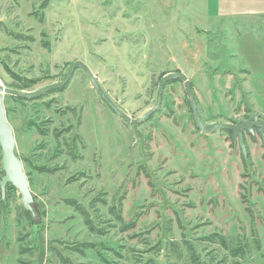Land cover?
<instances>
[{"label":"rangeland","instance_id":"obj_1","mask_svg":"<svg viewBox=\"0 0 264 264\" xmlns=\"http://www.w3.org/2000/svg\"><path fill=\"white\" fill-rule=\"evenodd\" d=\"M183 3L49 0L42 9V0H0V85H21L4 66L35 80L23 91L34 92L82 62L112 102L138 119L154 106L160 76L178 71L191 82L206 127L245 121V108L264 120V17L207 26ZM7 97L35 217H23L16 191L0 193V264H59L60 256L71 264H190L188 247L206 264H233L204 237L253 231L261 250L238 262L264 264L261 140L245 134L242 160L225 132L202 134L182 82H168L160 108L137 125L120 120L80 68L61 92ZM52 130L62 135L59 146ZM77 132L72 158L65 142ZM69 199L86 208L92 231Z\"/></svg>","mask_w":264,"mask_h":264},{"label":"water","instance_id":"obj_2","mask_svg":"<svg viewBox=\"0 0 264 264\" xmlns=\"http://www.w3.org/2000/svg\"><path fill=\"white\" fill-rule=\"evenodd\" d=\"M76 68H80L83 71L90 83L91 88L97 92L106 106H108L110 110L125 123H130L133 125L143 123L150 115L155 113L160 108L165 84L169 81L177 80L182 82L184 86L195 126L202 134L212 135L223 131L231 132L232 139L237 140L239 149L244 157L247 154L244 140L245 134H249L251 136H254L255 134L258 135L264 148V120L259 118L257 114H250L245 121H241L237 124L221 122L210 127H206L200 117L191 82L186 75L180 72L165 73L159 80L154 106L145 112L140 118L132 119L112 102V100L99 85L95 76L82 62H73L69 66L62 80L47 85L34 92H23L14 89H8L0 85V155L1 170L3 172V176L0 180V193L1 197L3 198L5 189L8 185H11L17 190L19 194V202L22 208L29 212L32 217H35L32 206L33 195L30 190L29 180L23 170L22 161L15 152L14 132L7 120L4 98L5 96H13L30 100L42 97L51 91L63 89L69 83V80L71 79Z\"/></svg>","mask_w":264,"mask_h":264},{"label":"trees","instance_id":"obj_3","mask_svg":"<svg viewBox=\"0 0 264 264\" xmlns=\"http://www.w3.org/2000/svg\"><path fill=\"white\" fill-rule=\"evenodd\" d=\"M48 1L49 0H42V4H41V8L42 9L47 7ZM4 69L11 77H13V78L17 79L18 81H20L21 85H17L15 87L12 86V88L14 90L26 91V90L31 88L36 83L35 80H29V79L20 78V77L16 76L12 72H10L9 69L7 67H5V66H4ZM164 74L165 73H163L160 76V78ZM160 78H159V80H160ZM177 82H180V81H177ZM167 83L165 85H167ZM61 91H62V89L54 90V91H51L50 94H54V93L61 92ZM7 98H9L11 100H14V101H17V102L24 100V99L13 97V96H8ZM5 110H6V113H7V109L6 108H5ZM71 112H74V109H71ZM245 113H246L245 119H247V117L249 115V110L247 108H245ZM194 125H195V123H194ZM37 130H38V132H39V134L41 136H45L48 133L47 129L37 128ZM223 132H225L232 139L231 132H229V131H223ZM52 136H53V138L55 140V143L59 146L60 140L62 139V135L57 130H53L52 131ZM248 136L251 138V140H254L253 136H251L249 134H248ZM79 138L80 137L77 134H75V136H72L71 143H67L66 144V142H65V145L69 148L67 153L72 158L75 157L73 155V151L76 150V141ZM247 155H248V152H247ZM241 158H242V160H245L246 156L244 157L242 155V153H241ZM262 159L264 160V153L262 155ZM0 174L3 175L2 170L0 171ZM29 182H30V180H29ZM7 189L9 190V192H15V191L17 192V190L15 188H13L11 185H8ZM66 203H67L68 206L73 207L77 212H79V214L83 218L84 224L87 226V228L90 231H92L93 230L92 220H91V217H90L88 211L86 210V208L84 206H82L81 204L77 203V201H75L73 199L72 200H70V199L66 200ZM110 212H111V215L114 217V219L117 222L123 223V220H122V217H121V212L119 210L116 211L114 208L111 207ZM22 215H23V217H25L27 219V221L29 223L31 221H33V218L31 216V214L29 212L25 211L23 208H22ZM203 241L207 242V244H209V245L216 246L219 250H222L228 256V258L231 259L233 264H240V262H238V261H244L246 259V257H248L251 253L260 252V250H261V243H260V241H259V239H258V237H257V235H256V233L254 231L251 232V235H250L249 238H247L246 236H241V235H236V236H231L230 235V236H227V235H223L221 233L214 232V233H211L210 235L204 237ZM19 242H21V240H19ZM169 251H171L172 254L176 258H178V259L181 258V254H180L181 250H179L178 248H175V246L173 244H171V247L169 248ZM186 251H187V254H188L187 257H188V260H189L190 264H206V261H203V262L200 261L198 255L195 254L194 250H191V247L190 248L188 247L186 249ZM22 253H23V251L21 250L20 254H22ZM58 263L59 264H71V262L68 259H66V258H64L62 256L59 257ZM149 263L150 262L147 261L144 264H149Z\"/></svg>","mask_w":264,"mask_h":264},{"label":"crops","instance_id":"obj_4","mask_svg":"<svg viewBox=\"0 0 264 264\" xmlns=\"http://www.w3.org/2000/svg\"><path fill=\"white\" fill-rule=\"evenodd\" d=\"M180 3L199 12L210 22L207 26L219 27L227 20L264 17V0H180Z\"/></svg>","mask_w":264,"mask_h":264},{"label":"flooded vegetation","instance_id":"obj_5","mask_svg":"<svg viewBox=\"0 0 264 264\" xmlns=\"http://www.w3.org/2000/svg\"><path fill=\"white\" fill-rule=\"evenodd\" d=\"M53 131V130H52ZM79 137H80V135L78 134V132L76 133ZM75 136V135H74Z\"/></svg>","mask_w":264,"mask_h":264}]
</instances>
